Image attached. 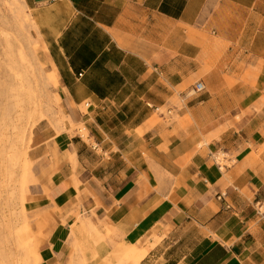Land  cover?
<instances>
[{
	"label": "crops",
	"instance_id": "obj_1",
	"mask_svg": "<svg viewBox=\"0 0 264 264\" xmlns=\"http://www.w3.org/2000/svg\"><path fill=\"white\" fill-rule=\"evenodd\" d=\"M24 2L65 117L38 264H264V0Z\"/></svg>",
	"mask_w": 264,
	"mask_h": 264
},
{
	"label": "rangeland",
	"instance_id": "obj_2",
	"mask_svg": "<svg viewBox=\"0 0 264 264\" xmlns=\"http://www.w3.org/2000/svg\"><path fill=\"white\" fill-rule=\"evenodd\" d=\"M54 68L24 0H0V264H38L39 243L52 228L34 199L58 167L45 134L65 131ZM160 116L179 120L166 109ZM126 255L122 264H137Z\"/></svg>",
	"mask_w": 264,
	"mask_h": 264
},
{
	"label": "built area",
	"instance_id": "obj_3",
	"mask_svg": "<svg viewBox=\"0 0 264 264\" xmlns=\"http://www.w3.org/2000/svg\"><path fill=\"white\" fill-rule=\"evenodd\" d=\"M205 90V86L203 83L199 82L196 84V86L193 89L194 94L201 93ZM217 200L220 202H223L225 204V207L230 209V206L225 203V198L223 195L217 196ZM255 210L260 218V220H264V202L258 201L255 203Z\"/></svg>",
	"mask_w": 264,
	"mask_h": 264
},
{
	"label": "bare ground",
	"instance_id": "obj_4",
	"mask_svg": "<svg viewBox=\"0 0 264 264\" xmlns=\"http://www.w3.org/2000/svg\"><path fill=\"white\" fill-rule=\"evenodd\" d=\"M1 121H3V120H1ZM3 123V122H2Z\"/></svg>",
	"mask_w": 264,
	"mask_h": 264
}]
</instances>
